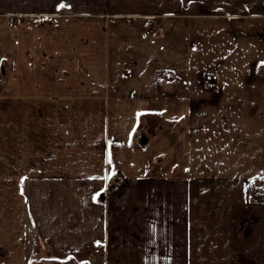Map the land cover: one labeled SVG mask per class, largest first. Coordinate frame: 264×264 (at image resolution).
<instances>
[{"label":"crops","instance_id":"1","mask_svg":"<svg viewBox=\"0 0 264 264\" xmlns=\"http://www.w3.org/2000/svg\"><path fill=\"white\" fill-rule=\"evenodd\" d=\"M85 1L0 0V264H264V0Z\"/></svg>","mask_w":264,"mask_h":264},{"label":"rangeland","instance_id":"2","mask_svg":"<svg viewBox=\"0 0 264 264\" xmlns=\"http://www.w3.org/2000/svg\"><path fill=\"white\" fill-rule=\"evenodd\" d=\"M58 1L60 0H28V15L29 16H35L37 15L35 12H51L52 10V5L54 6L55 3H57ZM145 1V0H144ZM142 1V4L143 2ZM101 3L103 2H97L95 4V2H92V6H89V2L88 1H83V0H68V4L70 5H64V7H60L59 5V10L57 11V14H62L63 16H67L69 18H83L85 20H89V19H93L94 16H80L78 15V13H90V12H94L93 10H96V11H99L101 10L103 12V9H102V6ZM146 3V2H145ZM152 3V0H148V4H151ZM58 4V3H57ZM168 2L167 0H161L160 2V6L161 7H164V6H167ZM72 7L71 10L67 11L66 13L63 12V10H67V9H70ZM35 9V10H34ZM90 9H92L91 11H89ZM63 13H62V12ZM56 16H51L50 18L53 20L55 18H57V15ZM37 17V16H35ZM34 18V17H33ZM97 19L98 18H102V17H96ZM104 19H113L115 20L114 23L112 25H114V28L116 29V31L113 32V40L114 41H120L122 40L123 38H128L126 35L127 34H124L121 29H120V26H124L126 28V26L129 25V28L130 26L133 29V31H138V27L141 28L143 25L145 24H150V26L152 27V19L153 18H132V19H128L130 21V23L126 24L124 22H121L120 23V20H121V17H103ZM83 25H89V22H84V21H81ZM114 29V30H115ZM127 29H124V31L126 32ZM132 55L131 56H135L137 55L138 52H136V48H133L132 50ZM136 52V53H135ZM82 62L84 61H87L88 60V54L84 55L82 57ZM96 59V58H95ZM98 61H101V59L97 58ZM70 61V59H68L67 61H65L67 64H74L75 62H68ZM71 75V74H69ZM73 99L74 98H67L66 104H72L73 103ZM114 99H118V98H114ZM62 99H60V101L56 100V99H49L47 101H44L46 104L48 105H52V106H57L59 104L62 103L61 101ZM28 103H31V104H35V103H39V101H36L35 99H32V97H28ZM54 111H51L50 114L52 115V117L54 119H58V118H61V117H65V116H68V114L66 113H60V112H56V109H54ZM36 115L37 114H26L24 115L23 113H17V114H7V116L9 118H11L13 120V122H16L17 125H19V123L23 122L24 120L22 119V116H27L28 118V121H33L32 123H36L37 124H40L38 122H40V120H35L36 118ZM81 114H76L75 117H73V119L75 121H78L79 120V117ZM98 116L97 115V119H98ZM30 118V119H29ZM34 118V120H33ZM82 119V118H80ZM36 124V125H37ZM34 125V124H33ZM41 125V124H40ZM35 126V125H34ZM19 127V126H17ZM13 130V129H12ZM146 131H151V130H146ZM36 132V131H34ZM54 133H55V130H54ZM39 137V136H38ZM32 142H36V139L38 138H35V137H32L30 136L28 138V134H27V137H26V141H27V144H24V137L22 138H19L18 139V144H14V145H10V152L8 153V155H6V150L8 149L7 146H4L2 145V152H5V154L2 153V160H4V163H8V162H13L14 166L13 168H15L14 170H16L17 172L20 171L21 168H26L28 170V172H44L43 169L46 167L50 168L48 165H51L52 163H54V165L57 163L56 161L52 162L51 160H48L49 158L51 159L52 156H50L48 159L46 158H42L40 153L38 155V153L36 151H34L35 154H32L31 152L28 153V148H31V146H28V139H32ZM40 138V137H39ZM41 139V138H40ZM56 140V138L54 139ZM35 145V144H34ZM72 147V146H71ZM32 148L34 149V147L32 146ZM55 148V157H57V153L63 149V147L61 146V148H58L57 145H54L53 146H49V152L51 153V150ZM80 148L84 151L85 150V146H80ZM88 148V147H86ZM9 150V149H8ZM45 151V150H43ZM52 154V153H51ZM37 155V156H36ZM13 159V160H12ZM9 165V163H8ZM256 200H260V201H264L263 198H254Z\"/></svg>","mask_w":264,"mask_h":264},{"label":"built area","instance_id":"3","mask_svg":"<svg viewBox=\"0 0 264 264\" xmlns=\"http://www.w3.org/2000/svg\"><path fill=\"white\" fill-rule=\"evenodd\" d=\"M249 193L254 198H263L264 199V185H254L250 188Z\"/></svg>","mask_w":264,"mask_h":264},{"label":"snow or ice","instance_id":"4","mask_svg":"<svg viewBox=\"0 0 264 264\" xmlns=\"http://www.w3.org/2000/svg\"><path fill=\"white\" fill-rule=\"evenodd\" d=\"M60 7H64V5H63V4H61V5H60ZM97 195H99V194H97ZM94 199H95V198H94Z\"/></svg>","mask_w":264,"mask_h":264}]
</instances>
